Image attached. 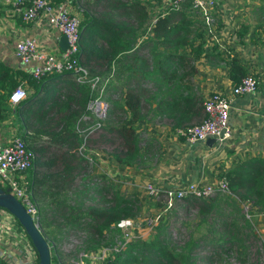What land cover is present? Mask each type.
Segmentation results:
<instances>
[{"label":"trees","instance_id":"1","mask_svg":"<svg viewBox=\"0 0 264 264\" xmlns=\"http://www.w3.org/2000/svg\"><path fill=\"white\" fill-rule=\"evenodd\" d=\"M141 1L74 0L78 4L81 28L78 60L88 77L97 76L100 79L109 70L111 61L116 60L118 51L126 49L131 43L124 40L120 44L115 27L128 29L129 24L118 23L115 15L119 11L124 15L135 13L144 35L143 21L149 18L148 10L153 5L150 1L165 4L162 13L153 15L151 33L141 42L147 52L134 56L132 62L127 63L126 72L122 75L125 88L120 100L105 102L102 117L89 115L84 118L89 114L88 102L98 95V85L90 88L87 82L74 80L67 71L43 74L40 78L27 72V80L35 88L40 83L37 81L49 80V83L41 84L45 95L33 98L36 90L13 106L16 131L34 153L32 164L27 169V190L35 203V199L41 201V197L46 196L49 216H56L60 230L77 239L73 253L75 261L80 252L87 256L112 247L98 264H232L230 256H234L237 264H264L257 259L249 262L247 256V241L256 238L259 232L252 219L242 211L240 201L250 198L256 209L264 211V188L256 185L261 172L248 161L235 164L217 176L225 180L226 191H215L207 197L185 196L176 205L174 202L163 210L149 237L129 236L125 239L124 231L115 226L119 219L137 215L142 204L137 190L129 194L121 193L102 172L96 175L100 180L105 178L101 183L96 182L99 181L96 178L90 181L84 178L85 169L91 162L84 157L81 145L90 147L99 143L102 146L96 147L104 155H111L116 163L138 170L148 169L156 163L162 145L153 136L139 133L140 120L147 122L151 118L152 121L169 118L171 127L177 129L203 119V98L192 89L194 61L199 55L223 59L228 65L232 84L249 73L236 55L227 53L221 56L219 49L227 48L215 31L211 36L214 43L204 49L203 33L207 31V26L189 1L180 2L178 8L167 0ZM29 2L25 0V3ZM114 4H121V7ZM97 6H108L112 14L108 10L94 9ZM88 9L95 10L97 14H89ZM257 9L263 17L258 19L256 26L264 29V3ZM212 16L219 29V18L215 14ZM195 23L198 25L194 26ZM101 29L112 34L106 39L107 48H103L100 40L96 39ZM136 60L139 62L136 63ZM1 68L8 88L16 87L19 80L13 77L15 70L6 65ZM114 73L115 77L119 75L116 68ZM1 89L0 74V121L6 115L5 96ZM96 122L98 127L92 134L85 135L83 129ZM163 199L160 193L156 203L161 208L165 206ZM38 206L40 208L41 205L36 203L37 214L33 220L48 243L50 263L56 264L59 260L51 252L58 253L52 243L54 236L49 229L46 230L49 222L44 211L38 213ZM177 206L185 211L180 227L185 228L186 235L181 241L172 237L168 222L171 215L175 216ZM115 237L116 245L111 243ZM35 261L38 264L37 256ZM0 264H5L1 255Z\"/></svg>","mask_w":264,"mask_h":264},{"label":"crops","instance_id":"2","mask_svg":"<svg viewBox=\"0 0 264 264\" xmlns=\"http://www.w3.org/2000/svg\"><path fill=\"white\" fill-rule=\"evenodd\" d=\"M62 2L67 9L78 14V4L74 0H63ZM140 2L142 1L140 0ZM150 2L153 5L148 10L149 18L147 21H143L144 35L141 34V26L135 13L124 15L119 11L115 15L117 22L129 24L128 29L122 25V28L115 27L118 38L121 40L120 44L124 40H129L131 43L126 49L118 51L116 60L114 59L110 63L109 70L102 74L101 79L99 78L97 85L98 88H101V92L98 90V95L95 98L106 103L110 99L120 100L125 88L122 75L126 72V65L128 62H132L134 56H141L147 52V48L141 45V42L151 33L150 24L154 18L153 15L156 12L164 11V2ZM263 3L264 0H216V5L211 12V16L215 14L220 23L219 29H217L212 16V30L216 32L228 50L218 48L221 56L230 53L240 58L247 72L251 73L256 80L254 91L231 95L230 88L233 82L228 75V65L223 59L213 55H199L194 61L195 72L192 89L197 96L204 98L210 92L215 91L231 96L227 119L231 127L229 138L218 141L213 137V139L207 140L206 137L202 140L188 142L176 134V129L171 127L169 118H164L161 122L142 120L143 123H138L140 134L153 136L163 145L156 163L151 168L136 170L137 172L141 171L146 182L154 184L158 190L165 192L167 188L183 187L188 182H195L199 185L215 184L218 175L242 161H248L250 165L253 164L259 169L261 175L258 177L256 185L259 184L264 188V29L256 26L258 19L263 17V13L257 7ZM114 6L121 7V4H114ZM107 7L97 6L94 9L105 11L108 10ZM108 11L112 14L110 10ZM88 12L93 15L97 14L92 9H88ZM195 25L198 24L195 23ZM110 28L113 27L110 26ZM59 35L58 30L47 21L45 14L31 20H23L19 12L14 10L10 4L0 0L1 92L5 96L6 105L5 119L0 121V142L7 141L12 134L16 133L17 129L13 107L16 103L8 100L13 87L8 88L1 66L6 65L15 70L13 77L19 80L18 85L25 90V97L36 90L33 98L45 95L44 86L41 84L49 83V80L44 78L42 81H37L40 83L36 88L30 85L26 74L31 73L33 62L23 63L14 52V44L18 39L32 37L40 51L56 54L60 51L57 44ZM111 35L109 31L101 29L100 35H97L96 39L100 40L103 48H107L106 39H109ZM203 36L205 39L204 49H208V46L214 41L207 31L203 33ZM137 62L139 60H136ZM115 68L119 71L120 77L119 75L115 77ZM70 75L74 77L73 74L70 73ZM74 80H76L75 77ZM87 127L83 130H87ZM105 157L106 160L99 161L100 164L103 165V168L110 166L111 171L118 175L125 174V168L131 169L127 165L114 162L108 158V155ZM97 161H95V167L98 168V172L106 174L103 168L100 170V167L97 166ZM108 177L115 181L111 176L108 175ZM137 190H139L138 187ZM240 204L242 211L249 218V214L264 218V211L256 209L257 206L251 203L250 198H245L240 201ZM27 247L29 250L26 249ZM0 255L4 258L5 264H36L35 250L24 230L15 217L1 207Z\"/></svg>","mask_w":264,"mask_h":264},{"label":"built area","instance_id":"3","mask_svg":"<svg viewBox=\"0 0 264 264\" xmlns=\"http://www.w3.org/2000/svg\"><path fill=\"white\" fill-rule=\"evenodd\" d=\"M3 3L10 4L14 10L19 12L23 20L34 19L41 14H45L47 21L54 26L60 34H65L67 38V46L56 54L40 51L36 46V41L31 38L18 39L14 44V52L23 63L32 61L31 74L39 77L43 74L67 71L74 75L78 82H87L90 88L97 86L99 78L97 76H87V72L78 60V40L80 35L79 16L76 12L66 8L62 1L52 2L51 0H1ZM174 8H178L180 2L184 0H167ZM189 1L201 15L202 22L207 26V32L214 36L212 30L211 12L216 5V0H186ZM101 88H99L100 91ZM256 89V80L251 73L242 76L238 82L231 85V95L243 92H252ZM26 92L17 85L9 94L8 100L17 103ZM231 96L220 93L218 91L210 92L202 101V108L205 116L199 122L189 124L185 127L176 129V134L185 141L194 142L202 140L206 137H213L218 141H223L231 135V127L228 124V108ZM94 108L102 109V100L94 98L91 101ZM105 104V102H104ZM99 125L95 123L94 127ZM92 126V125H91ZM88 126L87 131H91ZM93 127V126H92ZM34 153L26 146L24 139L17 133L10 136L7 141L0 142V184L1 188H8L13 196H15L23 205L25 210L34 219L37 214L36 203L32 199L30 191L27 190V181L25 171L31 166ZM148 190L156 194L158 188H148ZM227 185L225 180L218 178L215 184L199 185L195 182H188L183 187H171L165 190L166 204L159 211L171 206L172 199L181 200L185 196L190 197H207L211 196L215 191H226ZM160 216V212L151 213L145 221L146 224L154 223ZM133 223L132 217L119 219L115 226L121 228L124 232L125 239L127 229ZM78 253L76 263L83 256ZM98 258L104 255H95ZM101 260V259H100Z\"/></svg>","mask_w":264,"mask_h":264},{"label":"rangeland","instance_id":"4","mask_svg":"<svg viewBox=\"0 0 264 264\" xmlns=\"http://www.w3.org/2000/svg\"><path fill=\"white\" fill-rule=\"evenodd\" d=\"M105 105L106 104H104V102H102V109L98 110V109L94 108V104H91V102H88L87 108L89 110V114L85 115L84 118L90 117L89 115L102 117V115H104ZM142 120H140L138 123H140V124L143 123ZM151 121H152V118H151ZM161 121L162 120H160V122ZM94 125H92L93 127L91 126V128H92L91 131H87V130L84 131L85 135H88L90 133L92 134L94 128H96V127H94ZM138 127H139V125H138ZM16 133H17V131H16ZM96 146H102V145L97 143L96 145L89 147L88 145L84 144V145L80 146V150L84 153V157L89 162H91V164L88 165L85 169L84 178L89 179L88 181L96 178L97 180H99L96 182L101 183L105 180V178H102L100 180L99 177L96 176V175L101 174V172H98L99 171L98 168L95 167V161L98 160L97 166H99L100 170H102L103 165L100 164L99 161L103 162L104 159L106 160V157L103 154V152ZM104 147H106V146H104ZM106 148H108V147H106ZM108 158H110L111 160H113L115 162V160L111 157V155H108ZM129 168H131V169L125 168L124 169L125 174H122V175H118L117 173H114L113 171H111L110 166H108L107 168L104 167L103 170L107 176L109 175L113 179H115V181H113V186H114V188L118 189V191H120L121 193L129 194L132 190H137V187L139 188V190H137V192L139 194V199L141 200L142 204H141V207L139 208L137 215L132 217L133 223L129 226V228L127 229L126 232H127V236L149 237L152 235L153 225H155L157 223V221H155L154 223H149V224H146L145 221L148 217H150V215H148V214L151 213L152 211H153V213L160 212V214H161L162 211H159V209L161 207L156 202H157L158 196L161 193L162 198H164L163 202H165V204H166V199L164 196L165 192L158 190V192L156 194H153V192L152 191L150 192L148 190V188L153 189L156 186H154V184H152L150 182L147 183L146 180L144 179V176L142 175L141 171L137 172L136 170H138V169L131 167V166H129ZM25 174L27 177V170L25 171ZM76 181H77V178H75V182ZM143 185H145V186H143ZM140 195H141V197H140ZM44 199L46 201L47 198H46V196L43 195L42 199H41L42 202L38 201L37 199H35V200H36L37 205H41L40 208L38 206V209H39L38 213L44 211V213L47 216V220L49 223H48V226H46V230L49 229L54 236L53 237L54 242H52V243L55 244L58 253L55 251H51V252H53L55 254L56 258H58V260H59V262L56 264H64V263H66V264H98V262L101 261L100 260L101 257L98 258L95 255L99 256L100 253H102L104 255L105 253H108L112 247H110V248L105 247L103 249H100V252L97 254L89 253L87 256L83 255L81 260H79L76 263L75 259L73 258V253H74V249H75L74 247L76 246L77 239L72 234L66 233L64 230H60L59 225H58V218L56 216H49V208L47 205L48 203H47V201L45 202ZM173 203L176 205L177 203H179V201L172 199L171 204H173ZM169 207H167L165 209H168ZM148 211H150V212H148ZM174 213H175V216L171 215L168 218V222L170 223L169 229L171 231L172 237L176 241H181V239L183 237H185V235H186L185 228L180 227L181 221L184 220V217H185V211L182 207L177 206L174 209ZM249 216L252 219V221L254 222L256 230L259 232V234L256 238H250L247 241L249 244V247H248L249 251L247 254L248 261L252 262L253 260L257 259L261 262H264V218L262 216H253V215L251 216L250 214H249ZM180 231H183L182 235H180ZM105 232L107 233L106 229H105ZM113 239H114V237H113ZM116 240L117 239L115 237V240H113L114 242L112 241L111 243H114L116 245ZM260 244H261V247H260ZM26 249L29 250L28 247ZM49 252H50V250H49ZM229 259L232 262V264H237V262L234 260V256H230Z\"/></svg>","mask_w":264,"mask_h":264},{"label":"water","instance_id":"5","mask_svg":"<svg viewBox=\"0 0 264 264\" xmlns=\"http://www.w3.org/2000/svg\"><path fill=\"white\" fill-rule=\"evenodd\" d=\"M57 44L60 50H63L67 46L65 34H60L58 36ZM211 139L213 138L207 137V140ZM0 207L8 210L18 221L35 250L38 264H51L47 241L42 236L35 221L25 210L21 202L8 192V188L3 189L0 187Z\"/></svg>","mask_w":264,"mask_h":264}]
</instances>
